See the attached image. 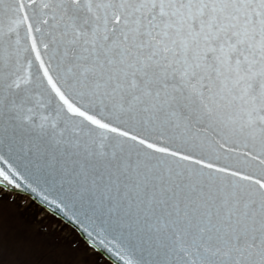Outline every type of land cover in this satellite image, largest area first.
<instances>
[{"label": "snow or ice", "instance_id": "snow-or-ice-1", "mask_svg": "<svg viewBox=\"0 0 264 264\" xmlns=\"http://www.w3.org/2000/svg\"><path fill=\"white\" fill-rule=\"evenodd\" d=\"M0 162L113 264H264V0H0Z\"/></svg>", "mask_w": 264, "mask_h": 264}, {"label": "rangeland", "instance_id": "rangeland-1", "mask_svg": "<svg viewBox=\"0 0 264 264\" xmlns=\"http://www.w3.org/2000/svg\"><path fill=\"white\" fill-rule=\"evenodd\" d=\"M0 264L112 263L34 201L0 191Z\"/></svg>", "mask_w": 264, "mask_h": 264}, {"label": "water", "instance_id": "water-1", "mask_svg": "<svg viewBox=\"0 0 264 264\" xmlns=\"http://www.w3.org/2000/svg\"><path fill=\"white\" fill-rule=\"evenodd\" d=\"M0 167H6L4 164H3V162H0ZM30 194V193H29ZM30 195H32V194H30ZM103 253V252H102ZM104 254V253H103ZM104 255H106V254H104ZM107 256V255H106ZM108 257V256H107Z\"/></svg>", "mask_w": 264, "mask_h": 264}]
</instances>
